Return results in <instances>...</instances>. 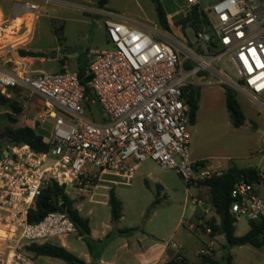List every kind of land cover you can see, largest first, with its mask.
<instances>
[{
  "label": "built area",
  "instance_id": "obj_1",
  "mask_svg": "<svg viewBox=\"0 0 264 264\" xmlns=\"http://www.w3.org/2000/svg\"><path fill=\"white\" fill-rule=\"evenodd\" d=\"M185 1L206 13L212 29V33L196 34L190 45L156 27L78 6L80 11L104 18L113 47L87 53L90 96L77 72L19 73L0 65V96L11 99L18 90L24 102L39 99V120L51 124L50 136L44 137L50 147L46 153L27 144L0 145V240L12 243L5 253L0 251V264H39L27 246L78 233L62 209L38 223L29 222V211L52 182L66 193L88 194L102 176L130 180L148 160L175 171L189 186L219 175L209 161L191 160L189 148L192 106L188 91L200 74H215L212 62L228 59L237 79L221 71L216 75L264 112V0H220L208 10L202 8L203 0ZM55 5L76 7L71 0L14 1L16 17L23 18L20 29H28L27 38L39 18ZM24 17H30V25ZM5 31L0 28V37ZM215 45L218 51L212 53L210 46ZM12 49L9 44L7 52ZM88 103L99 105L102 121L93 118ZM262 187L264 172L254 182L235 185L230 213L237 222L264 220ZM211 252L201 251L205 256Z\"/></svg>",
  "mask_w": 264,
  "mask_h": 264
},
{
  "label": "rangeland",
  "instance_id": "obj_2",
  "mask_svg": "<svg viewBox=\"0 0 264 264\" xmlns=\"http://www.w3.org/2000/svg\"><path fill=\"white\" fill-rule=\"evenodd\" d=\"M14 1L0 0L1 20H4V24L2 22L0 28H7V31L0 37V61L2 63H4L2 61L4 54H8V57L20 56V51L41 50L44 54L43 57L47 59L54 58L55 55L60 57L66 55L67 52L64 50L59 53L57 46L52 49L49 36L44 34L51 22L60 31L59 36L66 38L69 52L75 50L85 53V49L112 50L113 47L108 41L104 27V18L101 15L80 11L76 9L78 6L110 11L131 19L133 22L156 27L187 45L193 44L196 40V33L191 22L187 26L182 24L191 11L185 0H160L166 13L169 30L161 25L152 0H108L105 6L100 5V0H71L76 7L63 5L62 8L50 7L47 13L39 18L35 32L33 31L28 38V29L19 27L23 18L15 21L18 17L14 12ZM219 1L203 0L201 6L204 10H208ZM25 18L29 20L27 24L30 25V17ZM9 44L13 46V49L8 53ZM210 48L212 53L218 51L216 45L214 48L211 46ZM7 65L12 66L13 64L7 63ZM56 65L57 63L54 62L51 67ZM212 68L215 74L202 73L196 83V86L200 88V99L196 122L189 127L190 158L193 160L195 156H199L203 160L209 161L218 173H222L232 166L253 167L264 172V112H261L246 94L235 90L238 102L246 116L245 125L236 128L227 109L225 97V87H231L216 75L217 71H221L227 78L235 81L237 78L234 69L226 58L222 61L212 62ZM51 70L49 69L50 73L53 72ZM208 80L211 81L210 84H206ZM88 108L95 120L102 121L104 117L100 113L98 104L88 103ZM14 118L19 119L18 123L12 122ZM32 118L33 114L30 116V120ZM21 119L22 115L17 116L9 107L0 106L1 147L14 146L7 143L4 135L9 128L26 125L21 122ZM50 130L51 125L47 124L40 127L38 131L48 138ZM48 163H51V160ZM133 177L127 180L109 175L102 176L104 180L118 182L115 185L95 181V185L101 184L102 187L105 185L114 188L122 201L123 217L118 222L111 221L109 206L91 202L90 197H85L84 193L77 191H69L67 195L73 206L83 216L92 210V225L95 228H104L109 225L124 231L130 230L137 234L131 241L137 243L136 240H141L145 250L150 246L158 249L166 246L171 253H174L176 249L173 248V245H180L179 251L187 260L183 257L179 260V264H205L201 250L206 249H211L212 252L209 256L216 264H264V246L261 248L252 245L231 247L223 234L212 236L206 229L208 220L216 219L217 223H220L211 204L208 187L202 185L201 191L196 185L189 186L175 171L164 170L152 160L143 162ZM159 182L166 184V191L163 192L158 188ZM103 193L106 194L107 191L102 188L98 190L99 195ZM261 194L264 197V187L261 188ZM99 195L95 197L96 200H105ZM198 199L203 200L204 204H197ZM157 200L159 202L155 204ZM209 204L208 214L199 216L203 220L196 219L198 210L206 208ZM249 228V220L247 218L240 219L236 223V235H245ZM125 240L127 239L117 240L107 249L105 255L112 256ZM50 243L54 245L66 243L69 248L74 250L75 253H73L83 261H85V253L96 255L101 248L98 243H91V247H89L79 233L71 234L64 239L56 238ZM0 244L3 246L2 249L0 247V251L5 253L12 243L2 238ZM119 255V264H126V260L132 258L123 250ZM36 260L39 264H69L63 260L46 256L37 257ZM131 264L139 263L131 261Z\"/></svg>",
  "mask_w": 264,
  "mask_h": 264
},
{
  "label": "trees",
  "instance_id": "obj_3",
  "mask_svg": "<svg viewBox=\"0 0 264 264\" xmlns=\"http://www.w3.org/2000/svg\"><path fill=\"white\" fill-rule=\"evenodd\" d=\"M152 1L156 6V11L161 25L166 30H169L170 27L167 21L166 13L160 0ZM107 2L108 0L99 1L101 6H105ZM190 22L196 34L204 31L212 33L206 13L200 10L198 6L191 8L189 15L182 21V24L187 26ZM55 32L57 36H59L60 31L56 29ZM20 56L39 57L41 54L29 51H20ZM79 75L81 80L85 82L84 80L87 76L86 70L84 69L81 71ZM86 87L87 94L90 96L91 90L88 84H86ZM188 97L192 106L191 123L194 125L197 118L200 88L198 86H191L188 91ZM225 97L227 109L231 114L233 125L236 128L244 126L246 123V116L240 103L238 102L235 90L225 87ZM0 106L9 107L17 116H21L23 114V106L16 99H7L0 96ZM18 120V118H14L12 122L16 124L18 123ZM4 136L8 144H12L14 146L27 144L40 153H46L50 148L49 145L44 142V136L38 131V129H34L28 125H22L17 128H9ZM259 173V170L252 167L238 168L236 166H232L226 171L206 180L201 184L209 188L211 204L220 219L219 224L216 219L206 221L208 226L206 229L210 230L212 236L219 233L223 234L228 242V245L231 247L252 245L254 247L261 248L264 246V220L249 221V231L243 236H237L235 233L237 221L230 213L231 204L233 202L231 192L235 185L240 181L254 182L258 179ZM158 202L159 201L157 200L155 204ZM109 205L111 207L113 221L120 220L122 218L123 205L121 200L117 197L114 189H111L109 192ZM63 206H65L67 214L76 225L80 236L88 243L89 247H91V229L89 220L85 219L80 214V211L73 206V203L69 199L65 190L60 188L54 182L47 186L43 194L37 200L36 207L29 211L28 220L30 223H38L48 214L61 210ZM198 220L202 221L203 218L198 217ZM26 250L33 254L36 258L46 256L63 260L69 264H85L83 260L78 258L74 253L70 252L65 247L54 245L52 243L31 244L26 247ZM203 257L205 264H216L210 256L203 255Z\"/></svg>",
  "mask_w": 264,
  "mask_h": 264
},
{
  "label": "crops",
  "instance_id": "obj_4",
  "mask_svg": "<svg viewBox=\"0 0 264 264\" xmlns=\"http://www.w3.org/2000/svg\"><path fill=\"white\" fill-rule=\"evenodd\" d=\"M52 7L62 8V6H59V5H55ZM37 23L38 21L35 24V27L33 30L34 32H35ZM47 28L48 29L44 31V34L49 36L51 40L50 46L53 47L52 49H54V46H57V51L59 53H62V51L64 50L67 52L66 55H64L63 57H60L59 55H55L54 58L47 59L43 57L44 54L41 50H34L35 53L41 54V56L39 57H22V56H17V55L8 57V54H4L3 55L4 58L2 60L4 63L0 61V65L5 66L7 68H11V69H16L19 73H50L49 69L50 70L52 69L51 71L53 72L51 73H56L62 70H68V71L80 73L84 69L87 72V67H88L87 53L91 49H87V50L85 49V53H79L78 51H75V50H73V52L71 51L69 52L68 51L69 49L66 45V38L57 36L55 32L57 28L54 26V23L51 22L50 26ZM54 62H56L57 65L51 67V64ZM7 63H12L13 65L9 66L7 65ZM21 64H23L24 67H22ZM11 99L18 100L23 106V114H22V119H21L22 123H25L26 125L34 129L36 128L38 130L40 127L45 126L47 124L51 125L50 123L42 124L39 120L40 112H41V101L39 99L33 98L29 102H24L20 98V91L18 90L14 92ZM32 114H33V118L32 120H30V116ZM201 160H203V158L199 156H195L193 158V161H201ZM100 181L105 184H113V185L116 184L114 183L115 181L113 180L101 179ZM158 184H159L158 188L161 191L164 192L167 190L166 184H164L163 182H159ZM197 187L199 190L202 191L203 189L202 185L201 186L197 185ZM101 188L103 190H106L107 193L106 194L103 193L99 195L98 190ZM111 189H114V188H112L111 186H105V185L102 187L101 184H97L91 188L90 193L85 194V197H90L91 202L103 203L106 206L110 207L109 192ZM98 195L105 198V200H102V201L96 200L95 197H97ZM198 200H200L201 203H197V204L199 205L204 204L203 200L201 199H198ZM209 207H210V204L206 206V208H202L198 210L196 219H198L200 214H205V215L208 214ZM92 214L93 212L92 210H90L86 216H83L82 214L81 215L85 219L89 220V225L91 229V235H90L91 243L92 244L98 243L100 244L99 246L101 248H100V251L96 253V255H92L91 253H85V261H84L85 264H96L97 262H99V264H119V258H120L119 253L121 250H123L125 253H128L129 255L132 256V258L126 260L125 262L126 264H131V261L137 262L139 264H179V260H181L184 257L181 255V252L179 251L180 249L174 247V245L176 244L173 245V248L176 249L174 253H171L168 247L166 246H163L160 249L150 246L149 249L147 248V250H145L146 248L142 245L141 240L139 239L136 240L137 243H135L134 241L133 242L131 241L132 238L137 236V234L130 232V230L124 231V230L117 229L109 225H106L104 228L103 227L95 228L92 225V218H91ZM111 219H112V215H111ZM111 221L118 222V221H113V219ZM120 239H127V240L123 242L121 241L122 243L115 250L112 256H109V257L106 256L105 254H106L107 249L110 246H112L117 240H120ZM59 246L65 247L72 253L74 252V250L69 248V246L66 243H63ZM210 258L212 259V257ZM207 264H211V263H207Z\"/></svg>",
  "mask_w": 264,
  "mask_h": 264
},
{
  "label": "water",
  "instance_id": "obj_5",
  "mask_svg": "<svg viewBox=\"0 0 264 264\" xmlns=\"http://www.w3.org/2000/svg\"><path fill=\"white\" fill-rule=\"evenodd\" d=\"M84 81H85V83L88 84V83L90 82V78H89V77H85V80H84ZM65 210H66V209H65V206H63V207H62V212H65Z\"/></svg>",
  "mask_w": 264,
  "mask_h": 264
},
{
  "label": "bare ground",
  "instance_id": "obj_6",
  "mask_svg": "<svg viewBox=\"0 0 264 264\" xmlns=\"http://www.w3.org/2000/svg\"><path fill=\"white\" fill-rule=\"evenodd\" d=\"M22 17H18L15 21H17V20H20ZM1 23H2V20H1V13H0V25H1Z\"/></svg>",
  "mask_w": 264,
  "mask_h": 264
}]
</instances>
